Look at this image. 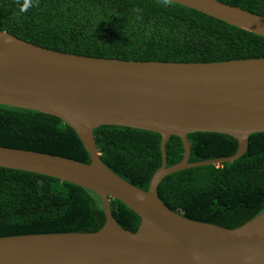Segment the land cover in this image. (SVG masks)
I'll return each mask as SVG.
<instances>
[{
    "label": "water",
    "instance_id": "obj_1",
    "mask_svg": "<svg viewBox=\"0 0 264 264\" xmlns=\"http://www.w3.org/2000/svg\"><path fill=\"white\" fill-rule=\"evenodd\" d=\"M264 38V16L218 0H168ZM0 104L35 110L71 127L90 163L0 147V167L36 173L93 192L105 216L95 232L0 237V264H264V211L233 229L170 210L157 187L172 173L232 163L251 134L264 132V58L212 63L130 61L62 53L0 31ZM119 126L160 136L161 166L146 191L99 159L93 130ZM225 134L237 142L227 157L188 162L187 134ZM180 138L183 157L166 166L165 143ZM139 217L120 227L110 200Z\"/></svg>",
    "mask_w": 264,
    "mask_h": 264
},
{
    "label": "trees",
    "instance_id": "obj_2",
    "mask_svg": "<svg viewBox=\"0 0 264 264\" xmlns=\"http://www.w3.org/2000/svg\"><path fill=\"white\" fill-rule=\"evenodd\" d=\"M264 16V0H218ZM0 31L38 47L130 61L212 63L264 58V38L168 0H0ZM100 161L146 191L161 166L157 133L99 126ZM188 162L231 156L237 142L209 132L187 134ZM0 147L90 163L74 130L59 118L0 104ZM166 166L181 161L180 138L165 143ZM157 195L181 216L233 229L264 211V132L251 134L232 163L181 170L162 179ZM113 219L134 233L139 217L111 199ZM105 222L99 198L77 185L0 167V237L95 232Z\"/></svg>",
    "mask_w": 264,
    "mask_h": 264
}]
</instances>
